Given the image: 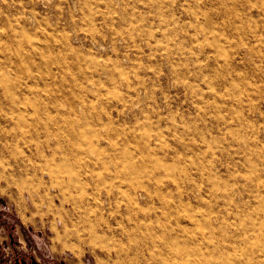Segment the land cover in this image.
<instances>
[{"label":"clouds","instance_id":"1","mask_svg":"<svg viewBox=\"0 0 264 264\" xmlns=\"http://www.w3.org/2000/svg\"><path fill=\"white\" fill-rule=\"evenodd\" d=\"M0 220L8 264H264V0H0Z\"/></svg>","mask_w":264,"mask_h":264},{"label":"rangeland","instance_id":"2","mask_svg":"<svg viewBox=\"0 0 264 264\" xmlns=\"http://www.w3.org/2000/svg\"><path fill=\"white\" fill-rule=\"evenodd\" d=\"M0 237H3V239L0 240V259L3 262L8 263L4 258L3 251L6 247L18 246L19 235L14 225L6 223L5 220H0ZM13 263L14 261L12 262V264Z\"/></svg>","mask_w":264,"mask_h":264},{"label":"water","instance_id":"3","mask_svg":"<svg viewBox=\"0 0 264 264\" xmlns=\"http://www.w3.org/2000/svg\"><path fill=\"white\" fill-rule=\"evenodd\" d=\"M13 264H23V262L22 261L21 262L14 261Z\"/></svg>","mask_w":264,"mask_h":264},{"label":"crops","instance_id":"4","mask_svg":"<svg viewBox=\"0 0 264 264\" xmlns=\"http://www.w3.org/2000/svg\"><path fill=\"white\" fill-rule=\"evenodd\" d=\"M0 264H8V263L3 262V261L0 259Z\"/></svg>","mask_w":264,"mask_h":264}]
</instances>
